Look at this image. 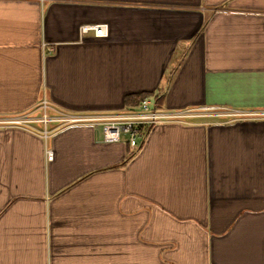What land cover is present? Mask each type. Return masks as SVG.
<instances>
[{"label":"crops","instance_id":"0c3cea01","mask_svg":"<svg viewBox=\"0 0 264 264\" xmlns=\"http://www.w3.org/2000/svg\"><path fill=\"white\" fill-rule=\"evenodd\" d=\"M144 93L263 115L157 122L136 149L3 123ZM0 264H264V0H0Z\"/></svg>","mask_w":264,"mask_h":264},{"label":"built area","instance_id":"2783aa9c","mask_svg":"<svg viewBox=\"0 0 264 264\" xmlns=\"http://www.w3.org/2000/svg\"><path fill=\"white\" fill-rule=\"evenodd\" d=\"M81 31L86 33L93 31V35L97 38L105 37L107 35L105 25H93L81 28ZM45 51L50 52L51 49L48 46H44ZM39 108L43 111L42 118L38 120L39 123L47 124L53 121H68V122H80L99 126L101 130V140L106 143L119 142L122 136H125L126 143L132 149H136L140 141H142L149 128L157 123L170 120H181L192 117V111L176 112V113H164L157 109L155 101L144 99L137 107L131 109H125L119 112L103 114V115H88V116H68L60 118H52L47 116V111H50V106L46 100H41ZM213 110L217 108H204L202 110ZM201 110V111H202ZM222 110V109H219ZM215 117H258L263 115L262 113L247 112L241 110H222ZM212 116V115H209ZM3 122V121H2ZM3 123L22 125L18 120H8ZM47 160H52L53 154L51 151H46Z\"/></svg>","mask_w":264,"mask_h":264},{"label":"rangeland","instance_id":"374dc122","mask_svg":"<svg viewBox=\"0 0 264 264\" xmlns=\"http://www.w3.org/2000/svg\"><path fill=\"white\" fill-rule=\"evenodd\" d=\"M218 112L217 114H219V112L221 113L222 110H219V109H213V110H193L192 111V121H195V120H212L215 119V118H220L222 120H225L226 118H223V117H214L213 114ZM42 113L43 111L38 107L34 108L33 110L25 113V114H22L20 116H16V117H13V118H9V119H6V120H18L22 123L23 126H36L37 124H40L38 122L39 119L42 118ZM209 115H212V116H209ZM47 116H51L52 118H60L59 114H55L50 111H47ZM188 120H190V118H186ZM56 124H59L56 123ZM124 137V136H122Z\"/></svg>","mask_w":264,"mask_h":264},{"label":"trees","instance_id":"16d2710c","mask_svg":"<svg viewBox=\"0 0 264 264\" xmlns=\"http://www.w3.org/2000/svg\"><path fill=\"white\" fill-rule=\"evenodd\" d=\"M150 98L149 94H136L126 98L125 103L129 108L137 107L141 101ZM155 103L159 101V97L154 98Z\"/></svg>","mask_w":264,"mask_h":264}]
</instances>
